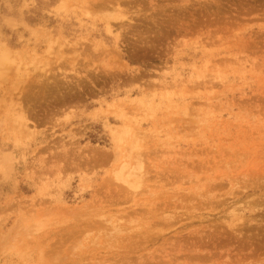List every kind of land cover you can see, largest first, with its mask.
<instances>
[{
  "label": "rangeland",
  "instance_id": "obj_1",
  "mask_svg": "<svg viewBox=\"0 0 264 264\" xmlns=\"http://www.w3.org/2000/svg\"><path fill=\"white\" fill-rule=\"evenodd\" d=\"M0 264H264V0H0Z\"/></svg>",
  "mask_w": 264,
  "mask_h": 264
},
{
  "label": "bare ground",
  "instance_id": "obj_2",
  "mask_svg": "<svg viewBox=\"0 0 264 264\" xmlns=\"http://www.w3.org/2000/svg\"><path fill=\"white\" fill-rule=\"evenodd\" d=\"M127 184V183H126ZM131 184V183H130Z\"/></svg>",
  "mask_w": 264,
  "mask_h": 264
}]
</instances>
